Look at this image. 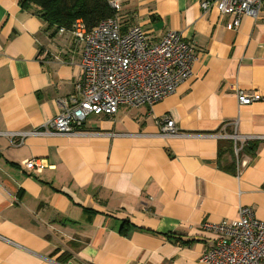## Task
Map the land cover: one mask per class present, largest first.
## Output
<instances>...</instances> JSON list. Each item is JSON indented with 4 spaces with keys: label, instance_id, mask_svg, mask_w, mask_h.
Wrapping results in <instances>:
<instances>
[{
    "label": "crops",
    "instance_id": "0c3cea01",
    "mask_svg": "<svg viewBox=\"0 0 264 264\" xmlns=\"http://www.w3.org/2000/svg\"><path fill=\"white\" fill-rule=\"evenodd\" d=\"M20 1L0 0V264H202L203 221L239 205L264 221V4L235 23L203 0H119L123 29L192 44L189 77L152 105L14 145L6 133L39 129L74 93L82 52ZM238 90L261 98L240 105ZM164 119L179 134L161 135Z\"/></svg>",
    "mask_w": 264,
    "mask_h": 264
},
{
    "label": "built area",
    "instance_id": "2783aa9c",
    "mask_svg": "<svg viewBox=\"0 0 264 264\" xmlns=\"http://www.w3.org/2000/svg\"><path fill=\"white\" fill-rule=\"evenodd\" d=\"M109 4L114 15L90 30L80 19L68 28L58 29L59 33L68 32L82 46L75 91L58 100L57 114L39 129L6 133L13 139L12 144H21L30 134H76L88 115H113L121 106L152 105L189 77L195 53L181 32L168 30L154 41L138 24L123 29L118 17L119 0H109ZM262 4L264 0H203L200 3L204 9L215 7L222 14H232L235 23L241 15L257 17ZM236 98L240 105H249L260 100L261 95L238 90ZM159 124L161 135L179 134L172 119H164ZM45 166V161L39 158L20 163L27 170L40 171ZM237 214L230 221L201 223V228L213 235L200 257L202 264H264V221L256 219L248 206L239 205Z\"/></svg>",
    "mask_w": 264,
    "mask_h": 264
},
{
    "label": "trees",
    "instance_id": "16d2710c",
    "mask_svg": "<svg viewBox=\"0 0 264 264\" xmlns=\"http://www.w3.org/2000/svg\"><path fill=\"white\" fill-rule=\"evenodd\" d=\"M23 9L38 15L48 27H70L77 19L87 29L114 15L109 0H21Z\"/></svg>",
    "mask_w": 264,
    "mask_h": 264
}]
</instances>
